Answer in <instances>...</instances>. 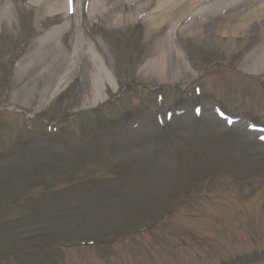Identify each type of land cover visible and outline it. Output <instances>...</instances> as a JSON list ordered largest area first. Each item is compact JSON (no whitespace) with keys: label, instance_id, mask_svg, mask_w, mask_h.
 Instances as JSON below:
<instances>
[{"label":"rangeland","instance_id":"rangeland-1","mask_svg":"<svg viewBox=\"0 0 264 264\" xmlns=\"http://www.w3.org/2000/svg\"><path fill=\"white\" fill-rule=\"evenodd\" d=\"M8 1L0 2V12L5 13L3 22L0 18V111H13L0 112V138L10 141L23 134L24 118L16 113L19 109L36 121V132L42 120L65 121V130L71 132L76 125L68 122L70 117L117 95H124L128 106L134 97L143 103L114 116L128 119L126 128L137 122L132 130L113 140L96 142L82 155L81 151L65 154L59 143L52 148L47 143L10 146L23 150L19 156L11 152L0 162V202L36 185L58 186L53 194L32 199L29 209L18 206L0 211V264H120L126 260L116 258L115 246L110 245L116 234L138 236V227L177 208L183 214L168 215L165 222L172 230H181L180 236L196 246L193 256L198 261L192 257L188 264H237L257 256L245 249L252 253L260 250L262 263L264 239L255 241L253 237L264 236V200L259 198L264 196V187L257 189L263 182L259 173L264 171V142H258V134L248 131L247 126L251 122L264 124V0H187L192 19L180 21L179 28H189L188 24L198 20L204 29L196 35L192 31L190 39L191 34H177L176 44L186 53L191 68L174 55L169 58L166 49L173 54L175 50L162 43L168 28L155 32L157 27H153L154 33L148 32L150 27L134 16L117 25L109 17V23V12L105 11L109 4L93 9L96 0H78L77 17L73 13L68 16L66 6L48 5L42 11L40 0ZM209 3L213 9L205 13ZM255 3L263 8L253 15L250 10ZM119 7L125 9L124 14L114 15L127 16L128 5L120 3ZM60 26L64 32L58 34L54 46L60 47L61 61L50 57L55 59L50 66L49 60L42 59V50H37L38 43ZM208 27L210 31H206ZM77 40L80 49L72 59L74 66L64 87L39 110ZM158 43L165 48L159 59ZM247 65L251 68L244 70ZM194 83L200 86L198 95L192 88ZM97 88L101 97L93 101ZM153 88L166 97L167 88H177L180 95L169 105L151 106L147 98H156ZM122 105L123 101L116 104L118 108ZM221 106L240 118L232 127L215 114ZM107 126L95 118L82 127L86 135L79 132L72 137L83 145L88 134ZM104 169L109 172H100V179L65 182ZM218 219L228 227L231 237L235 235L231 245L224 229L215 227ZM192 229L197 235H188ZM208 234L211 240L207 247L202 239ZM86 240H97L103 247L81 246L79 242ZM45 242L51 246L34 251ZM66 242L74 245L69 248L74 254L71 258L59 249ZM146 249L150 251L148 246ZM162 249L148 252L136 264L168 263ZM108 257L111 259L106 262Z\"/></svg>","mask_w":264,"mask_h":264},{"label":"bare ground","instance_id":"bare-ground-1","mask_svg":"<svg viewBox=\"0 0 264 264\" xmlns=\"http://www.w3.org/2000/svg\"><path fill=\"white\" fill-rule=\"evenodd\" d=\"M12 1L14 2L15 0H12ZM189 1H190V3H192V1L194 2L195 0H189ZM189 1H187V0H114V2H113V0H96L93 3V9H98L100 7L102 8L104 6H108V4H109L108 9L105 10L106 12H109V15L107 16L106 21L110 23V21H109V17H110L111 19H113L112 24H114V25L115 24L116 25L121 24V23L125 22L126 19H131L133 16L137 17L138 19L140 18V19L147 21L149 23V25H151L153 27H159L161 25H166L168 23L167 26H170V28H168V30L166 32L167 33V41L169 43H174L172 40V34L174 32L173 24L176 22L177 19L184 17L186 15V13L189 12V10L191 9L187 6V3ZM0 2L3 3L6 1L0 0ZM7 2H9V1H7ZM33 2L34 1L32 0L31 3H33ZM37 2H38V7L40 6V9L42 11H46V8L49 7L48 5H50V7H58L59 6L62 9L63 6L64 7L66 6L67 0H40ZM120 3H122V4L125 3L128 5L127 10H129L130 12L128 11L127 17H125V16L116 17L114 15L116 13H119L121 15L124 14L123 13V12H125L124 8L119 10V8H120L119 4ZM190 5L192 6V4H190ZM262 8H263V5L255 3L253 5V7L251 8L250 13L254 12L253 15H256L257 12H260L258 10H261ZM212 9H213V4L209 3L208 6H206V8H205V13L212 11ZM77 10H78V7L76 6L75 11L77 12ZM103 11H100L101 16H102ZM56 12H58V11H56ZM56 12H54V13H56ZM110 12H112V14H110ZM54 13L52 12L51 14H54ZM90 16H91V13H90ZM2 21H4V19ZM116 22H118V23H116ZM187 27H189V28H183L182 30H180V32L185 33V35H187V34L189 35V34H192V31H193V33L196 35V34H201L204 31V29L202 28V23L199 22L198 20H193L190 24H188ZM211 28L214 29L215 27H211ZM63 29H64V26L54 28L51 35L41 38V41L38 43L40 45V47H38L37 50H42L40 52V55L45 56L42 58L43 60L47 59L50 61V66H52L53 61H55V59L57 61H61V59L59 57L61 54V53L59 54L60 47L58 46V49H57L54 45L56 43V38H57L58 34H60V32ZM151 29L152 28H150V30H148V32L151 31L152 33H154V31ZM240 30L242 32H245L244 29H240ZM206 31H210V27L206 28ZM235 31H238V30L235 29ZM155 32H158L157 28L155 29ZM56 33H57V35H56ZM78 38H79V36L77 37V39ZM73 46H74V48H73V54L71 56V59H74L76 57V55L80 49V45H79L78 40L75 41ZM49 47L52 48L50 53H49V50H50ZM176 52L179 56H181L180 49L177 48ZM50 57H55V59L50 60ZM251 59H253V58H251ZM161 63H163V62L161 61ZM58 64H57V66H58ZM157 64H159V63L154 62V65H157ZM63 66H64V64H62V67ZM68 66L69 67L71 66V62ZM157 67H159L161 72L164 70L162 65L161 66L158 65ZM245 68L247 70V69H250L251 67L246 66ZM69 70H70V68H67L65 70V72L60 76V78L55 83H52L53 86H52L51 90L49 91V93H47L45 95V98L41 101L40 106L38 107L39 110L47 103V101H49V99H51L55 95V93L60 88H62L65 85L66 80L68 78L67 75H68ZM94 95L98 96V91H95Z\"/></svg>","mask_w":264,"mask_h":264},{"label":"snow or ice","instance_id":"snow-or-ice-1","mask_svg":"<svg viewBox=\"0 0 264 264\" xmlns=\"http://www.w3.org/2000/svg\"><path fill=\"white\" fill-rule=\"evenodd\" d=\"M72 0H69V3L71 4Z\"/></svg>","mask_w":264,"mask_h":264}]
</instances>
